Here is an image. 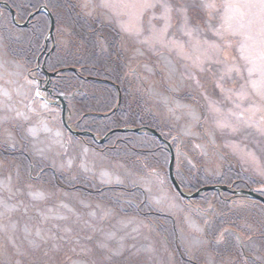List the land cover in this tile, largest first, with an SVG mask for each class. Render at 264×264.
Listing matches in <instances>:
<instances>
[{
  "label": "rangeland",
  "instance_id": "1",
  "mask_svg": "<svg viewBox=\"0 0 264 264\" xmlns=\"http://www.w3.org/2000/svg\"><path fill=\"white\" fill-rule=\"evenodd\" d=\"M45 1L55 3L57 15L45 58L61 59L63 67L78 62L84 77L112 80L116 92L126 91L130 110L142 98L160 133L177 134L206 174L227 164L264 189L260 0H203L211 7L202 0ZM2 8L0 264H264V211L256 204L227 209V226L238 235L218 243L224 217L214 211V224L187 210L160 162L149 167L158 176L131 174L127 164L64 132L54 100L33 94L35 64L19 56L20 48L10 53L17 43ZM121 61L133 73L121 70ZM87 85L84 95L105 100L108 87ZM160 153H152L155 160Z\"/></svg>",
  "mask_w": 264,
  "mask_h": 264
},
{
  "label": "bare ground",
  "instance_id": "2",
  "mask_svg": "<svg viewBox=\"0 0 264 264\" xmlns=\"http://www.w3.org/2000/svg\"><path fill=\"white\" fill-rule=\"evenodd\" d=\"M0 5L3 7V9L5 11H7V12H2L1 17L5 18L9 25L10 24L13 25V28H11V30H10L11 34L13 36L14 35L16 36L18 34L19 28L25 29L29 26V25H27L25 27L23 25H25L28 16L40 8V7H38V9H36L35 11L30 12L27 17L19 18V17H16L15 12L10 8V6L7 3L0 2ZM10 10H12L14 12V16H12ZM40 13H43V12H40ZM50 14H51V12H50ZM13 21H15V23ZM20 25H22V27H20ZM49 42L50 41H47V39H46L43 42V45H48ZM43 51H44L43 49L40 51L37 58L39 60V63H44V64H42L43 65L42 66V65H38L37 63H34L35 66H33L34 67L33 70H35L37 73L35 76H31L30 81L32 82V84H34V87L32 89L33 94H35V96L38 99L45 101V102H49V97L52 98L51 93L54 90L52 89L51 84L49 83V77L47 75L48 74L49 75H51V74L58 75L59 73H61L63 71H69L70 72V71H72L71 69L73 66L64 67L63 69H60L59 71L51 70L52 67L51 68L47 67L48 65L45 64V61L47 58H45ZM79 68H81L80 70L83 69V67L81 65L79 66ZM125 72L127 75H129V72H131L128 70L127 65L125 66ZM51 77H54V76H51ZM112 89L115 90V87L112 86ZM118 96H119L117 98L118 103L115 105L114 109L113 108L111 109V111H110L111 113H116L117 111H115V110L118 109V107L121 105L122 100L125 99V96L122 93H120ZM54 98L55 99L52 98L55 101L53 106H55V108L57 109L56 111L59 113L58 114L59 120H58L57 124L64 132L66 131L68 134L74 135V137H77V138L84 137L85 132H83V130H81L78 127V125L80 123H84V124L87 123L86 120H83L84 118H88V121L91 123H94V125L96 127V123L92 121V118L90 117V114L88 113L89 110L87 108H85L79 100H77V97L75 95H73L72 93H56V96ZM141 99L142 98L134 101L133 108L136 109V106L139 103L141 105ZM77 104L81 109L85 110V112H83L81 110H77V113H76L75 110L77 108ZM199 118L200 119L197 121V124L200 127V124L202 123V120L204 117H201V114H199ZM72 119H75L74 125H72V123L71 124L69 123L70 120H72ZM64 123H66L68 125V128H65ZM119 132H120V130H118V129L111 131L112 134L113 133H119ZM125 132H138V130L130 128V129H127ZM196 134L199 138L204 137V135L199 133L198 131H196ZM91 135H92V137L90 139L92 141H94L96 144H101V138H99L95 134H91ZM181 140L182 139H180V137L176 138L175 140H170L167 142L162 140V139H158V143H157L158 150L162 153V155L164 156L165 159L170 160V158L173 157V160H174V156L179 154L178 149H182L179 147V145H180L179 142ZM105 141L103 138L102 143H104ZM211 151H213V150H211ZM149 155H152V153L149 152ZM152 160L154 161V163H159L161 160H163V157L160 155V158H158V161L154 160V158H152ZM218 160H223V158H219ZM224 163H225V161H224ZM224 166H225V168H224ZM201 169H202L201 166L196 167V172L191 174L192 179H189L188 181H185V182L179 181V183L180 182L182 183V186H183L182 192L183 193L177 192L176 190H172L173 193L175 194V196L177 197V199L183 204V206L187 210H189V211L193 210L194 212L195 211L201 212L202 210H204V212L205 211L218 212L221 209V207L215 203V201H216L215 197H220V198L224 199L225 201H231L233 199V197L239 196L237 198H234L230 202V204H235L236 206L241 205V203L243 202V198L241 196L243 191L242 192L241 191H235L234 189L237 188L238 186L242 185V182L240 183L239 181L233 179L230 176V166L229 165L224 164L223 166L219 167V169L217 168L216 171H219L218 173L213 170L211 172V174H206ZM197 171H199V172H197ZM242 178L245 179V177H242ZM175 181L179 185L176 177H175ZM167 183L169 186L172 185L171 181H170V177H168ZM179 187H180V185H179ZM75 189H77V187H72L71 190H75ZM107 190L108 189H106V191ZM118 190L119 189L116 187H111L109 192L114 193ZM124 191L130 192V191H127V189H124ZM183 195H185L186 197H183ZM125 204H126V202H125ZM170 223H171V220H170ZM173 231H174V229H173ZM208 241L210 242L211 238H209ZM247 260H251L250 257L247 258ZM244 264H247V263H244Z\"/></svg>",
  "mask_w": 264,
  "mask_h": 264
},
{
  "label": "trees",
  "instance_id": "3",
  "mask_svg": "<svg viewBox=\"0 0 264 264\" xmlns=\"http://www.w3.org/2000/svg\"><path fill=\"white\" fill-rule=\"evenodd\" d=\"M9 6L10 8L15 11L16 17L22 18V17H27L29 15L30 12L35 11L36 9H38V7L40 6H44V5H48V10L51 12L52 16L54 17V21L56 19V14L54 13V10L52 9L51 5H55V3L50 2V1H45V0H4ZM33 5H35V7H33ZM3 12H7L2 8ZM75 20V19H74ZM8 27L13 28L12 24H7ZM18 34L16 36H13V40L17 43L15 45V47L10 48V53H12L13 55H18L17 54V48H20L21 50V55L24 54V57L27 59V61L33 65L34 61H32L34 59V56H38V54L40 53V51L43 49V42H44V38L47 35V31H48V18L44 13H40L38 15H35L34 17H32L29 26L25 29H18ZM14 42V43H15ZM18 46V47H17ZM12 49V50H11ZM28 51V52H27ZM54 57V55H52ZM18 59V58H16ZM32 59V60H30ZM112 59H114V57H112ZM116 59V58H115ZM59 60H56L55 57L51 60L49 57H47L45 64H47V67H52L51 70H57L59 71L60 69L64 68L62 65V62ZM121 63H123L121 61ZM71 66L79 68V63L75 62L74 64H72ZM125 64L123 63L121 66V70L125 71ZM46 67V68H47ZM80 74H82L81 70H80ZM100 77V74H99ZM87 84H97V82H94L92 80L90 81H86L83 80L81 77H79V75H77V73H72V72H61L58 75H55L54 77L51 78V85L52 87H56V89H58L61 93H72V91H76V90H82L84 87L88 86ZM103 87H108L110 91L108 90V94H106V98L105 100L103 99H94V98H90L87 95H79L76 92V97L77 100H79L82 105L87 108L89 110V114L90 117L92 118V121L96 123V127L94 125V123H91L88 121V118H84L83 120H86L87 123H80L78 125V127L80 129H87L90 130L91 132H95V133H101V135H103L104 133L108 132L109 130H111L112 128H116V127H123V126H127L129 125V123L131 125H137L140 123H144V121L149 120L150 121V116L149 113L146 112H142L141 111V107H140V103L137 104L136 109L133 108L134 110H130L128 109V107L126 106V101H127V93L126 91L121 90V93L125 96V99L122 100L121 105L118 107V109L116 110V113H111L108 117H101L99 116V114H104V113H108L111 111V109L115 107L116 105V101H117V92L116 90H113L112 87L108 86V85H103ZM77 110H81L83 112H85V110L81 109V108H77ZM147 116V117H146ZM161 156L163 157V160L160 161L161 165L165 166V171L166 174L167 173V164H168V159H165L164 156L162 155V153H160ZM227 165V164H225ZM225 168V166H224ZM231 168V167H230ZM232 169V168H231ZM178 172V171H177ZM178 178L177 181L179 183V181L185 182L183 176L181 175V172H178L177 174ZM180 179V180H179ZM192 179V176H191ZM180 187L183 189L182 183H179ZM216 200L221 201L218 199V197H215ZM226 202L225 204L227 205ZM223 204V205H225ZM221 207V204H218ZM235 205V204H234ZM233 205H231L232 207ZM258 210H263L264 211V205L261 206V208H257ZM247 213L251 210L254 209H246ZM226 218L224 217L223 220V225H226V223L228 224V222ZM218 222V220H216L215 224ZM221 227V228H222ZM226 227H223V229L225 230ZM213 230H211V235H213L216 230L218 229V227L216 228H212ZM209 231V230H208ZM232 232V231H231ZM233 233V232H232ZM221 240L222 237H220ZM230 239L232 240V242L234 241V235L230 237ZM237 242V240H236ZM249 250V249H248ZM251 251V250H249ZM250 259L252 260V257L249 256ZM247 257V258H249Z\"/></svg>",
  "mask_w": 264,
  "mask_h": 264
},
{
  "label": "flooded vegetation",
  "instance_id": "4",
  "mask_svg": "<svg viewBox=\"0 0 264 264\" xmlns=\"http://www.w3.org/2000/svg\"><path fill=\"white\" fill-rule=\"evenodd\" d=\"M54 26H55V21H54ZM72 69L73 70L70 72L77 73V75H79V77H81L83 80H89V81L92 80V81L97 82V83H103L105 85H111V87L115 86L114 83L112 82V80H108V81L104 82V81H102V79L100 77H94V76L93 77L92 76L84 77L82 74H80L81 68L72 67ZM63 72H65V71H63ZM67 72H69V71H67ZM131 73H133V72L131 71ZM51 78L52 77H49V83L50 84H51ZM29 79H31L30 76H29ZM51 87H52V85H51ZM52 89L54 91H52L51 97L53 99H55L54 97L56 96V93H61V92L58 89H56V87L55 88L52 87ZM76 92L79 95L84 94L83 91H81V90L72 91V94L76 96ZM120 93H121L120 90L117 91V98L119 97L118 95ZM47 103H49V102H47ZM117 103H118V100L116 101V104ZM140 107H141L142 112L149 113V111H146V109L142 106V104L140 105ZM110 114H111V112H108V113H104V114H99V116L108 117ZM149 116H150V121L147 120V121H144V123H140L137 125H131L133 127L132 129H137L138 132H125L126 130H122L119 133H113V134L111 133L112 130L123 129L126 126L112 128L111 130L104 133L103 135H101V133H95V132H91L90 130L83 129V132H85V136L77 138V139L87 141L89 146H91L94 150H96L100 153H107L112 161L127 164L130 167L129 171L131 174H133L134 173L133 170H135L137 172L142 171V172H145V173L150 174V175L158 176L156 171L151 170L152 167L149 168L151 165L154 164V161L152 160V158H154V157L152 155H149V152L159 153V150L157 147L158 139H162V140L167 142L170 140H175L176 138H179V136L174 133L169 138L165 137L163 134L160 133V126L158 125V121L155 119L153 113H149ZM200 133L204 135L205 141L209 142L207 137H206V134L201 130H200ZM91 134H95L99 138H101V144H96L94 141H92L90 139L92 137ZM103 138H104V141L107 139L104 143H102ZM179 147L181 148L180 145H179ZM178 150H179V154L174 156L172 172H173V175H174V173L177 175L178 172H181V175L183 176L184 180L188 181L189 179H191V176H192L191 174L196 172V167H199L200 165L197 164L184 150H182V149H178ZM135 154L144 156V159H146V163L144 165H146V166L148 165L146 168L143 165L141 166V163L138 162L137 156H135ZM158 158H160V156ZM154 160H155V158H154ZM156 161H158V159ZM169 162H170V160L168 159V164H167V173L168 174H169ZM230 176L233 179L239 181L240 183L242 182V185H240L234 189L235 191H241V192L242 191L243 192L244 191H251L254 194H256V195H258L264 199V189L259 190V188L258 189L254 188L253 187L254 185L251 184V181H250V179H252V178L240 176L231 168H230ZM242 177H245V179H243ZM174 178H175V175H174ZM133 191H135V190H133ZM133 191H130V192H133ZM241 196H242L243 202H245V204H248V203H251L252 205L256 204L258 206V208H261L262 203L259 200H256L255 198H252V197L244 196V194H241ZM237 197H239V196H235V197H233V199L237 198ZM218 199L221 201L216 200L215 203L221 204V209L218 212H216V214L220 217H225L226 220H230L233 213L231 214L230 212H228L227 209H230L231 205H233V204H230V202L233 199L231 201H225L224 199H222L220 197H218ZM226 202H229V203H227V205H226L225 204ZM223 204H225V205H223ZM252 208H253V206H252ZM243 210H244V208H243ZM195 213L196 214L198 213V214L202 215L203 217H207V218H209V217L212 218L211 215L214 214V212H210V211L204 212V210H202L201 212L195 211ZM212 221L215 224L216 220L212 218ZM225 222H228V224H229L230 222L232 223V220L231 221H225ZM219 223H223V220L220 221ZM225 226H226L225 230H227V232H226L225 236L222 237L223 240L226 236L230 238L233 235H235V236L238 235L237 232L232 227L227 226V223ZM203 230H205V227L203 228ZM225 230L223 232H225ZM227 233H231V236H228ZM223 240H219V243Z\"/></svg>",
  "mask_w": 264,
  "mask_h": 264
},
{
  "label": "water",
  "instance_id": "5",
  "mask_svg": "<svg viewBox=\"0 0 264 264\" xmlns=\"http://www.w3.org/2000/svg\"><path fill=\"white\" fill-rule=\"evenodd\" d=\"M12 16H14V12L12 10H10ZM40 12H43L45 13L47 16H48V19H49V32H48V36L47 38H45V40L47 39L48 40H51L52 41V32H53V29H54V19L52 17V15L50 14V12L45 9L44 7H40L37 11L33 12L32 14H30L27 18V21L25 23V25L23 26H27L31 20V18L37 14H39ZM15 23V21H13ZM18 25V24H17ZM20 27H22V25H20ZM73 70V69H71ZM48 77H51V76H55L54 74H51V75H47ZM64 126L65 128H68V125L66 123H64ZM172 167H173V157L170 158V162H169V177H170V181H171V184L173 186V188L177 191V192H182V189L179 187V185L177 184V182L175 181V178H174V175H173V172H172ZM242 194L248 196V197H252V198H255L257 200H259L263 205H264V199L256 194H254L253 192L251 191H244ZM183 197H186L185 195H183Z\"/></svg>",
  "mask_w": 264,
  "mask_h": 264
},
{
  "label": "snow or ice",
  "instance_id": "6",
  "mask_svg": "<svg viewBox=\"0 0 264 264\" xmlns=\"http://www.w3.org/2000/svg\"><path fill=\"white\" fill-rule=\"evenodd\" d=\"M146 6H155V5H146ZM259 6H260L261 9H264V0H260V5ZM33 7H35V5H33ZM47 7H48V5H44L45 9H47ZM201 7H211V5L203 3V0H202ZM29 131L31 132V130H29ZM226 232H227V230H225V232H222L221 233V237H224ZM227 234L230 235L231 233H227ZM36 247H39V245H36ZM45 255H47V253H45Z\"/></svg>",
  "mask_w": 264,
  "mask_h": 264
}]
</instances>
